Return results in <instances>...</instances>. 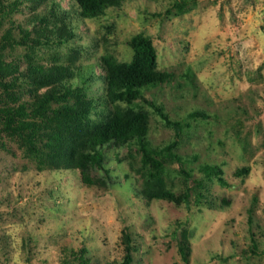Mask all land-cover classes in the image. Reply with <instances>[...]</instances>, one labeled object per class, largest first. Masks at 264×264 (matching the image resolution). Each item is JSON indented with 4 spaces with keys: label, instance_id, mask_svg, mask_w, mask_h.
Instances as JSON below:
<instances>
[{
    "label": "rangeland",
    "instance_id": "rangeland-1",
    "mask_svg": "<svg viewBox=\"0 0 264 264\" xmlns=\"http://www.w3.org/2000/svg\"><path fill=\"white\" fill-rule=\"evenodd\" d=\"M60 1L71 9L69 0ZM177 3L185 6L178 9ZM23 6L14 14L18 23L27 16ZM139 32L152 38L157 66L174 69L182 85H163L147 97L162 104L172 120L189 123L176 136L144 104L148 137L158 146L178 139L174 152L184 164L168 163L164 179L178 193L186 179L179 169L191 171L203 180L200 203L194 195L180 205L143 199L127 148L105 150L107 188L87 187L76 170H36L18 142L2 136L0 264H81L74 258L81 248L87 249L89 264H120L124 227L133 239L132 264H264V0H129L100 19L79 23L74 42L52 50L76 47V64L105 52L130 61L127 41ZM27 50L7 49L4 58L24 70ZM36 50L40 63L51 62V49ZM79 81L75 77L68 84ZM97 87L100 81L90 93L99 94ZM194 110L205 116L192 117ZM206 162L222 168L223 183L199 170ZM243 166L249 172L235 176ZM183 236L188 261L179 252Z\"/></svg>",
    "mask_w": 264,
    "mask_h": 264
},
{
    "label": "trees",
    "instance_id": "trees-1",
    "mask_svg": "<svg viewBox=\"0 0 264 264\" xmlns=\"http://www.w3.org/2000/svg\"><path fill=\"white\" fill-rule=\"evenodd\" d=\"M69 1L71 9L68 10L60 0H0V146L5 147L2 136H6L18 142L36 170H76L87 187L101 188H107L106 178L109 179V170L104 167L105 150L127 148L128 167L141 182L138 194L143 199L167 200L180 205L189 203L194 195L196 203H200L203 180L195 179L191 171L179 169L186 179L178 193L164 179L168 163L184 164L174 152L178 139L158 146L152 145L148 137L150 113L144 104L173 127L176 136L189 126L185 121L172 120L162 104L147 97L163 85L182 86L176 82V71L157 66L152 38L143 32L127 41L132 50L130 61H120L105 52L92 62L76 64L74 61L80 56L76 47H69L65 53L53 51L52 47L74 42L79 23L100 19L109 9L118 10L129 0ZM22 5L28 12L24 21L18 23L14 14L21 12ZM175 6L182 9L185 5ZM18 46L28 49L24 70L19 69L15 59L4 58L5 50ZM40 47L51 49L47 59L51 62L40 63V58L36 59V48ZM75 77L80 79V84L73 87L68 81ZM96 81L102 84L97 87L100 93L91 94ZM41 89L44 90L40 92ZM25 94L29 99H22ZM190 115L205 116L197 110ZM97 170H102L105 178ZM199 170L206 178L216 177L223 183L219 165L206 162ZM249 170V166H243L234 175L243 176ZM222 202L229 203L227 199ZM121 239L124 254L120 264H132L134 244L127 227L122 229ZM183 239L184 236L178 243L179 252L188 261L190 247ZM86 251L81 248L74 254L81 264L91 262L84 256Z\"/></svg>",
    "mask_w": 264,
    "mask_h": 264
}]
</instances>
